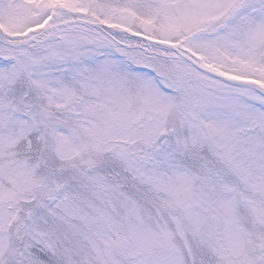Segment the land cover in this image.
I'll return each instance as SVG.
<instances>
[{"label":"snow or ice","instance_id":"snow-or-ice-1","mask_svg":"<svg viewBox=\"0 0 264 264\" xmlns=\"http://www.w3.org/2000/svg\"><path fill=\"white\" fill-rule=\"evenodd\" d=\"M0 264H264V0H0Z\"/></svg>","mask_w":264,"mask_h":264}]
</instances>
